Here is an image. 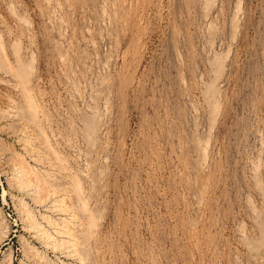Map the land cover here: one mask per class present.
I'll list each match as a JSON object with an SVG mask.
<instances>
[{
    "label": "rangeland",
    "instance_id": "374dc122",
    "mask_svg": "<svg viewBox=\"0 0 264 264\" xmlns=\"http://www.w3.org/2000/svg\"><path fill=\"white\" fill-rule=\"evenodd\" d=\"M0 38V264H264V0H0Z\"/></svg>",
    "mask_w": 264,
    "mask_h": 264
},
{
    "label": "bare ground",
    "instance_id": "6f19581e",
    "mask_svg": "<svg viewBox=\"0 0 264 264\" xmlns=\"http://www.w3.org/2000/svg\"><path fill=\"white\" fill-rule=\"evenodd\" d=\"M161 1V0H160ZM49 2V1H48ZM188 2V1H187ZM207 2V1H206ZM209 2V1H208ZM212 2V1H211ZM239 2V1H238ZM129 3H130V1H129ZM128 3V4H129ZM186 3V2H185ZM204 3V2H203ZM239 4V3H238ZM113 5V4H112ZM211 5V4H210ZM50 6V5H49ZM236 6V5H235ZM10 7V6H9ZM55 7V6H54ZM205 7V6H204ZM237 7V6H236ZM102 8V7H101ZM240 8V7H239ZM237 10H238V7L236 8ZM11 10V9H10ZM55 10V9H54ZM117 10V9H116ZM210 11V10H209ZM105 11L103 10V13H104ZM204 12V11H203ZM236 12V11H235ZM208 13V12H207ZM103 15V14H102ZM208 15V14H207ZM15 16V15H14ZM54 16V15H53ZM59 16V15H58ZM102 17V16H101ZM208 17V16H207ZM235 17V16H234ZM114 19V18H113ZM235 19V18H234ZM49 21V20H48ZM238 21V20H237ZM51 23V22H50ZM55 25V24H54ZM112 25V24H111ZM105 26V25H104ZM214 26V25H213ZM232 26V25H231ZM213 28V27H212ZM217 28V27H216ZM201 29V28H200ZM214 29V28H213ZM86 30V29H85ZM212 30V29H211ZM12 31V30H11ZM87 31V30H86ZM91 31V30H90ZM58 32V31H57ZM60 32V31H59ZM88 32V31H87ZM215 32V31H214ZM61 36V35H60ZM84 38V37H83ZM55 39V38H54ZM89 40H90V38H88ZM0 40H1V38H0ZM46 40V39H45ZM69 40V39H68ZM83 41V40H82ZM88 41V40H87ZM102 41V40H101ZM1 42V41H0ZM71 42V41H70ZM212 42V41H211ZM13 44H15V43H13ZM94 44V43H93ZM17 45V44H16ZM72 45V44H71ZM97 45V44H96ZM77 47V46H76ZM96 47V46H95ZM83 49V48H82ZM87 49V48H86ZM65 50H67V49H65ZM96 50V49H95ZM56 52V51H55ZM19 54V53H18ZM90 55V54H89ZM87 56V55H86ZM92 56V55H91ZM88 57V56H87ZM86 57V58H87ZM15 58V57H14ZM32 58V57H31ZM90 60V59H89ZM20 61L18 60V63H19ZM92 62V61H91ZM21 64H22V62H21ZM59 64V63H58ZM64 64V63H63ZM84 64V63H83ZM82 64V65H83ZM65 67V66H64ZM100 67V66H99ZM90 68V67H89ZM4 69V68H3ZM9 69V68H8ZM7 69V70H8ZM15 69L17 70V68L15 67ZM15 69H13V70H15ZM21 69V68H20ZM20 69H18V70H20ZM13 70H12V72H13ZM16 70H15V73H16ZM22 70V69H21ZM9 71V70H8ZM104 71V70H103ZM11 71H9V73H10ZM66 73H67V71H65ZM92 72V71H91ZM19 73V72H18ZM17 73V75H19V77L21 78V79H23L22 78V75H20V74H18ZM30 73V72H29ZM23 74V73H22ZM85 74V73H84ZM11 75V74H10ZM24 75V74H23ZM25 76V75H24ZM27 76V75H26ZM68 76V75H67ZM102 76V75H101ZM18 78V77H17ZM16 78V79H17ZM25 78V77H24ZM29 78V77H28ZM28 78H27V80H28ZM104 78V77H103ZM24 80V79H23ZM31 80V79H30ZM89 80V79H88ZM105 81V80H104ZM24 82V81H23ZM22 82V83H23ZM28 82H29V80H28ZM35 82L37 83V81L35 80ZM34 82V83H35ZM25 83V86H26V83L27 82H24ZM24 83H23V85H24ZM34 83H32L33 85H34ZM35 83V85H38V84H36ZM39 84H40V82H39ZM30 85V83L27 85V86H29ZM32 85V86H33ZM10 86V85H9ZM20 86V85H19ZM18 86V87H19ZM91 86V85H90ZM95 86H97L96 84H95ZM17 87V86H16ZM36 87V86H35ZM73 87H75V86H73ZM103 87V86H102ZM25 88V87H24ZM76 89H77V87H75ZM33 89H35V88H33ZM78 89H81V88H78ZM23 90V89H22ZM26 90V89H25ZM24 90V91H25ZM30 90V89H29ZM71 90V89H70ZM27 91V90H26ZM75 91V90H74ZM29 92H33V90L32 91H29ZM102 92V91H101ZM40 93V92H39ZM96 93V92H95ZM36 94V93H35ZM79 94V93H78ZM89 95H91V94H89ZM99 95V94H98ZM104 95V94H103ZM24 96V95H23ZM93 96H95V95H93ZM32 97L34 98L35 97V95L33 96L32 95ZM74 97V96H73ZM96 97H98V96H96ZM29 98V97H28ZM96 100V99H95ZM98 101V100H97ZM105 101H107V100H105ZM33 102V101H32ZM92 102V101H91ZM34 103V102H33ZM92 105V104H91ZM104 105V104H103ZM39 108V107H38ZM95 108V107H94ZM98 108V107H97ZM96 108V109H97ZM99 110V109H98ZM95 111H97V110H95ZM197 111V110H196ZM40 130V129H39ZM197 131V130H196ZM101 133V132H100ZM196 133V132H195ZM38 134V133H37ZM42 134V133H41ZM48 137V136H47ZM53 137V136H52ZM54 138V137H53ZM51 147V146H50ZM52 149V148H51ZM53 150V149H52ZM54 151V150H53ZM57 151V150H56ZM207 155V154H206ZM18 163V162H17ZM204 163V162H203ZM22 164V163H21ZM20 165V164H19ZM200 165V164H199ZM22 166L24 167V165L22 164ZM21 166V167H22ZM256 166V165H255ZM25 168V167H24ZM186 168V167H185ZM194 168V167H193ZM20 169V171H21V168H19ZM26 169V168H25ZM199 169V168H198ZM24 170V169H23ZM200 170V169H199ZM201 171V170H200ZM23 172V171H22ZM29 171H28V169H26V171L25 172H23L26 176H27V173H28ZM204 172V171H203ZM210 172V171H209ZM29 175V174H28ZM202 175H204V174H202ZM198 177V176H197ZM196 177V178H197ZM200 177V176H199ZM204 177V176H203ZM38 179H40V178H38ZM187 179V178H186ZM194 179V178H193ZM30 181V180H29ZM35 181V180H34ZM39 181V180H38ZM38 185V184H37ZM33 186V185H32ZM37 188V187H36ZM159 190V189H158ZM188 192V191H187ZM206 192V191H205ZM200 193V192H199ZM4 194H5V192H3V196H4ZM201 194V193H200ZM202 196V195H201ZM210 198V197H209ZM200 200V199H199ZM203 200V199H202ZM201 202V201H200ZM200 205V204H199ZM25 206H26V204H25ZM24 212H25V214H26V218H28L29 219V221H31V223L32 224H36L35 226H39L41 223H39L37 220H36V218L34 217V215L31 213V211L29 210V209H27V206H26V208H25V210H24ZM56 220H52V219H50V218H48V222L50 223V224H55L56 222H55ZM191 221V220H190ZM195 223V222H194ZM194 223H193V225H194ZM179 224V223H178ZM264 224V223H263ZM197 225V224H196ZM57 226V225H56ZM8 228V227H7ZM37 228H39V227H37ZM193 228V227H192ZM197 228V227H196ZM196 228H194V229H196ZM205 228V227H204ZM40 229H41V226H40ZM43 230H40V232H41V235L43 234L44 236H45V239L46 240H48V241H50V240H52L53 239V237H54V235H52L48 230H46L44 227L42 228ZM193 229V230H194ZM201 229V228H200ZM55 230H57V229H55ZM39 231V230H38ZM57 232V231H56ZM191 232H192V230H191ZM198 234V233H197ZM55 238V237H54ZM194 238H195V236H194ZM56 240V239H55ZM194 247H196V246H194ZM197 248V247H196ZM155 255V254H154ZM10 255H8V258H10L9 257ZM41 256V255H40ZM6 259V258H5ZM10 260V259H9ZM156 261V260H155ZM151 264V263H150Z\"/></svg>",
    "mask_w": 264,
    "mask_h": 264
}]
</instances>
